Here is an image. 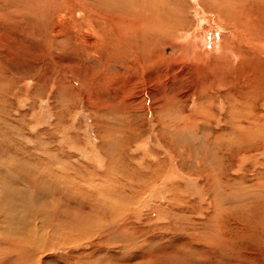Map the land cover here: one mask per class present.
Segmentation results:
<instances>
[{
    "label": "rangeland",
    "instance_id": "rangeland-1",
    "mask_svg": "<svg viewBox=\"0 0 264 264\" xmlns=\"http://www.w3.org/2000/svg\"><path fill=\"white\" fill-rule=\"evenodd\" d=\"M62 1L58 44L44 17ZM115 1L90 22L78 0H0V243L67 220L77 240L35 264H264V221L239 218L263 217L240 192L264 184V0L222 16L200 5L222 0ZM141 13L152 30L127 19ZM222 163L239 193L207 185ZM14 254L0 244V264H32Z\"/></svg>",
    "mask_w": 264,
    "mask_h": 264
},
{
    "label": "bare ground",
    "instance_id": "bare-ground-1",
    "mask_svg": "<svg viewBox=\"0 0 264 264\" xmlns=\"http://www.w3.org/2000/svg\"><path fill=\"white\" fill-rule=\"evenodd\" d=\"M57 1V0H56ZM61 1V0H60ZM80 3H81V5H84L85 6V11H86V14H85V17L87 18V19H90V22H91V19H92V15L91 14H93V17L95 16H98V17H101V19H105V16H104V14L107 16V14L106 13H108V14H112L110 17L112 18V19H114L115 18V16H117L116 14H114V12H115V10H116V6L118 5L117 4V2L115 1V0H78ZM83 1V2H82ZM112 1H114V2H112ZM119 1H121V0H119ZM210 1V0H209ZM231 1V0H230ZM233 1V0H232ZM234 1H237V0H234ZM116 2V3H115ZM198 2H199V0H198ZM229 2V0H222V1H218V3L217 4H215V5H213V6H211L212 4H210L209 2H207L206 4L205 3H200V5L203 7V8H205V10L206 11H211V9H213V11L215 12H210V13H212V14H215V15H220V16H222L223 14H224V8L227 10L228 8H230V7H233V8H236V10L238 9V8H240L241 9V6H239V7H237V5H238V3H235V4H233V6H231V5H228L227 3ZM232 3V2H231ZM241 5V4H240ZM26 6H27V4H26ZM71 6V4H69V3H67V2H64V1H62V2H60L59 3V5H53V3L50 5V9L49 10H51V11H53L51 14L49 13L50 11H46L47 13H49V15H48V17L47 16H45L44 18H46L47 20H48V22H51V25H53V27H51V39L50 40H52V41H56L58 44H63V42L62 41H64L65 39H66V37L68 36V32H67V27L65 26V24H64V20H65V15H67V14H62V13H65V12H67L68 10H69V8H72L73 7V5H72V7H70ZM62 7H64V9H62ZM66 9H67V11H66ZM74 9H75V11H76V8L74 7ZM125 9V8H124ZM122 10V9H121ZM123 11V10H122ZM176 11H178V10H176ZM82 13V12H81ZM97 13H100L99 15H96ZM225 13H228L227 11H225ZM79 14V13H78ZM159 14V11H157L156 12V15H158ZM46 15V14H45ZM87 15H88V17H87ZM141 15L142 16H136L135 18L133 17V19L132 18H127V19H131L130 20V23H135V26H136V28H135V30H138V31H142L141 30V27H144L145 28V30L146 31H150V30H152V27H153V24H152V22L150 21V20H148L149 18H147L146 17V15L145 14H143V13H141ZM120 17V16H119ZM85 18V19H86ZM97 18V17H96ZM121 18V17H120ZM123 18H125V17H123ZM76 19V18H75ZM115 20V19H114ZM173 20H175V19H173ZM113 23V22H112ZM118 22H116V24H117ZM232 25V29L238 24V23H236V20L233 22V23H231ZM148 25H150V27H148V30H147V26ZM229 25V24H228ZM228 25H226V26H228ZM239 28H241L242 27V25H244V23L243 22H239ZM113 26H115L116 27V25H115V23L113 24ZM155 26V25H154ZM155 28V27H154ZM77 29V28H76ZM75 29V30H76ZM169 29H167L166 31H164V32H161V31H163V30H160V29H157V33L159 34V35H163L164 36V34L166 35V33H168L169 31H168ZM138 31H134L135 32V34L137 35H139V37H142V35L140 34V32H138ZM114 32H116V33H118L117 32V27L115 28V31ZM134 32H132V34L134 33ZM116 36L118 35V34H115ZM236 36V35H235ZM132 37V36H131ZM97 38L94 36H89V37H87L86 39H85V45H88V46H90V47H95L96 45H97ZM112 43V42H111ZM149 49H151V47H149ZM146 50H147V48H146ZM127 53V52H126ZM88 54V53H87ZM124 54V53H123ZM155 54V53H154ZM153 54V55H154ZM157 54V53H156ZM90 55V54H89ZM125 55V54H124ZM144 55V54H143ZM90 56H92V55H90ZM146 56V55H145ZM262 117V116H261ZM259 130V129H258ZM261 132V131H260ZM258 135V134H257ZM250 136V135H249ZM249 136H247L248 138L246 139V141H248L249 143H247V145L248 146H252V145H254V141L257 139V137H254V141H252V139L251 138H249ZM218 137V138H217ZM223 137V136H222ZM220 138H221V136H216V143L218 142L217 140L219 139L220 140ZM260 140V139H259ZM212 141H214V140H212ZM208 142V141H207ZM222 142V141H221ZM229 142V141H228ZM220 143V142H219ZM227 145V144H226ZM242 145V144H241ZM245 146V145H244ZM210 147V146H209ZM212 147V146H211ZM210 147V148H211ZM226 148H228V149H230L229 148V146H226ZM248 148V147H247ZM206 150H207V147H206ZM227 150V149H226ZM202 151V150H201ZM234 151V150H233ZM204 153V152H203ZM215 154V153H214ZM216 154H217V152H216ZM222 154H223V152H222ZM228 154V153H227ZM224 155V154H223ZM231 156V155H230ZM232 156H234V155H232ZM231 156V157H232ZM214 157H216V155L214 156ZM225 157H227V155L225 156ZM218 157H216V159H217ZM221 158V157H220ZM235 158V157H234ZM225 159L226 158H224V161H225ZM228 162H229V160H228ZM233 162V161H232ZM241 162V161H240ZM226 164H227V162H226ZM229 164V163H228ZM227 164V165H228ZM225 165V164H224ZM230 165V164H229ZM157 166V165H156ZM203 166V165H202ZM232 167V166H231ZM226 169H227V167H226V165L225 166H223V163L219 166V168H218V170L217 171H214V170H212V175L209 177L208 176V183L209 184H207V185H209V186H211V188L212 189H214L216 186H219V187H222V186H226V185H228V186H231V188H232V192H233V194L234 193H239L240 191H239V188L241 187V185H242V180H240L239 182H235V183H233V184H230V183H225V182H219V178H221L220 177V173H222V172H226ZM144 170V169H143ZM209 170V169H208ZM141 171V170H140ZM149 171V170H148ZM237 171V170H236ZM209 172V171H208ZM138 173V172H137ZM140 173V172H139ZM138 173V174H139ZM146 172H144V174H145ZM150 174L152 173V171L151 172H149ZM229 173V172H228ZM231 173V172H230ZM226 174V173H225ZM153 175H155L154 173L152 174V176ZM204 175V174H203ZM208 175H209V173H208ZM139 176V175H138ZM138 176H137V178H138ZM145 176V183L147 182V179H148V175H144ZM143 176V177H144ZM204 176H206V175H204ZM203 176V177H204ZM142 177V176H141ZM224 177V176H223ZM140 178V177H139ZM139 178H138V180H139ZM230 178V177H229ZM141 179V178H140ZM227 179V178H226ZM215 180H217L218 182L217 183H213V182H215ZM223 180V179H222ZM228 180V179H227ZM229 181V180H228ZM138 183V182H137ZM140 184V183H139ZM147 185V184H146ZM129 187V186H128ZM257 188L256 190L254 189V188ZM263 187H264V184L263 183H261V182H256L255 184H253V185H250L247 189H245L244 191H242V192H240V195H242L241 196V199H240V205H243V206H245V207H247V208H249V209H252V207L254 206L255 207V209H258V210H262L263 212H262V215H263V217H261V220H259L258 218H256L255 217V219H253L252 218V215L249 213V215H247L246 214V212H244V215L242 216V217H239L238 215L236 216L234 213L232 214L231 212L229 213V215L230 216H235V217H239L242 221L244 220L245 222H246V224H248V226H247V228H246V230L248 229V232H249V228H252V224H255V226H257V227H260V226H262L263 225V223H262V221H264V190H262L263 189ZM144 188V187H143ZM142 188V189H143ZM207 188H209V187H207ZM225 188V187H224ZM220 189V188H219ZM222 189V188H221ZM226 189H227V187H226ZM226 189H225V192H226ZM229 189V188H228ZM252 189H254V191H256V192H258L257 194H256V201L255 202H252L251 201V199H250V197H253L254 196V193L255 192H253V190ZM258 190V191H257ZM212 192V191H211ZM210 193V192H209ZM133 194V193H132ZM131 194V195H132ZM213 194V193H212ZM69 195V194H68ZM76 195V194H75ZM80 195V194H79ZM78 195V196H79ZM77 196V195H76ZM218 196V195H217ZM88 197V196H87ZM232 198H234L235 200H238V195L237 194H235L234 196H231ZM5 198V197H4ZM76 198V197H75ZM222 198V197H221ZM80 199H82V198H80ZM85 201V200H84ZM84 201H83V203H84ZM90 201V200H89ZM184 201V200H183ZM95 202V201H94ZM185 202V201H184ZM213 202V201H212ZM82 203V202H81ZM86 203H88L87 202V200H86ZM86 203H85V205H86ZM91 204H92V202H91ZM90 204V205H91ZM250 204V205H249ZM233 205V204H232ZM247 205V206H246ZM83 207H84V205H83ZM234 207H235V205H234ZM85 208H86V206H85ZM215 208V207H214ZM88 209H89V211H88V213L86 214L87 215V217L88 218H92V217H95V215H98V213H96L95 211H93V209L91 210V208H89L88 207ZM220 209V208H219ZM248 209V210H249ZM254 209V210H255ZM95 210V209H94ZM247 210V209H246ZM213 211V210H212ZM233 211V210H232ZM251 211V210H250ZM249 211V212H250ZM208 212V211H207ZM206 212V213H207ZM205 213V214H206ZM219 213H220V211H219ZM228 213V212H227ZM253 213V212H252ZM92 214H93V216H92ZM186 214H187V212H186ZM185 214V215H186ZM224 214V213H223ZM222 214V215H223ZM258 214V213H257ZM183 215V213H181V216ZM207 215V214H206ZM206 215H205V218H206ZM68 216H69V219H70V221L71 220H74V221H78V218L77 217H73L72 216V214H68ZM109 216H112V214H110ZM107 217V219L106 220H108V218L110 219L111 217ZM189 216V215H188ZM226 216V215H225ZM185 217V216H184ZM208 218H209V215L207 216ZM248 217H250V220L248 219ZM100 218L102 219V220H105V217H103V216H101L100 215ZM112 219V218H111ZM211 219V218H210ZM222 219V218H221ZM224 219V218H223ZM253 219V220H252ZM228 220V219H227ZM207 221V220H206ZM208 221H209V219H208ZM63 222V223H62ZM185 222V221H184ZM202 222V221H201ZM228 222V221H227ZM121 223H122V221H121ZM207 223V222H206ZM211 223V222H210ZM209 223V224H210ZM214 223V222H213ZM56 224V231H54V233L52 234V235H50V236H52L53 238H42V237H38L37 236V231H35V230H32L28 235H26V238L24 237V235L23 236H17V237H14V238H9V237H6L5 236V240H4V242H2V243H0V244H4V246L5 247H8L9 249H11L12 248V250H13V253H15L14 254V256L15 257H17V259L18 260H20L19 258H23V259H21V262H25L26 263V261L28 262H30V263H32V264H35L36 263V261H37V257H38V254L40 253V252H43V251H45L46 249H47V245H48V242H52L53 241V243L55 244V243H57V242H60V243H69V242H71V243H73V242H75V240H77V239H75V238H73V237H69L68 235L71 233V230H72V226H70V224H69V222L67 221V220H60L58 223H55ZM227 226V225H226ZM210 227H211V225H210ZM60 228H62V229H66V233L68 234H65V233H62V234H60ZM245 228V227H244ZM213 229V228H212ZM253 230V229H252ZM231 233V232H230ZM243 234H245V233H243L242 231H239V230H237V229H233V231H232V233H231V235H232V238L235 240L236 238H238V237H243L242 235ZM235 235V236H234ZM28 236V237H27ZM234 236V237H233ZM194 247V246H193Z\"/></svg>",
    "mask_w": 264,
    "mask_h": 264
}]
</instances>
